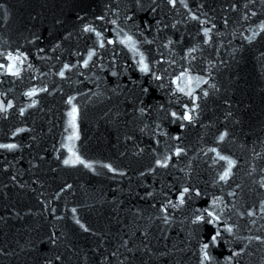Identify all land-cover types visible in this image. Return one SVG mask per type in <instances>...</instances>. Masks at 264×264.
<instances>
[{
    "label": "water",
    "instance_id": "95a60500",
    "mask_svg": "<svg viewBox=\"0 0 264 264\" xmlns=\"http://www.w3.org/2000/svg\"><path fill=\"white\" fill-rule=\"evenodd\" d=\"M0 264H264V0H0Z\"/></svg>",
    "mask_w": 264,
    "mask_h": 264
}]
</instances>
